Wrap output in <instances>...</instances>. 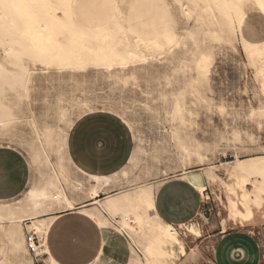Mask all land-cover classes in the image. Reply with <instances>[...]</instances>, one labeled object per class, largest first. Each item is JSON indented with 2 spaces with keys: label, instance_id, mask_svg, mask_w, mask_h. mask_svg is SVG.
Returning <instances> with one entry per match:
<instances>
[{
  "label": "rangeland",
  "instance_id": "1",
  "mask_svg": "<svg viewBox=\"0 0 264 264\" xmlns=\"http://www.w3.org/2000/svg\"><path fill=\"white\" fill-rule=\"evenodd\" d=\"M84 1L85 5L95 10L93 5L101 0ZM163 1L170 5L168 9L178 34L176 45L162 54H150L142 49V61L126 64L113 71L58 70L36 63L35 68L30 67L34 81L30 84L29 97L22 100V118L19 123L15 121L8 126L7 143H14V148L18 146L24 150L30 142L42 147V133L45 129L57 135L68 134V139L71 130L67 121H73V118L76 121L82 112L81 105L87 103L94 111L82 114L79 120L89 115L102 114L114 117L121 123L123 118L131 126L125 127L132 139L130 157L133 153L134 160L131 163L128 160L122 168L127 173L124 175L126 178L121 175L120 169L115 183L108 191L117 189L116 193H119L144 183L163 184L164 181L177 178L184 171L201 169L208 183L206 193L214 209L217 212L220 209L227 210V197H233L230 194L231 186L236 187V179L230 178L227 171L237 160L264 155V129L261 126L264 118L260 113L264 107L262 78L247 60L237 32L229 43L212 42L202 28L200 11H192L190 16L184 12L187 8L192 9L193 0ZM77 3L83 5L82 0ZM134 14L132 25L143 37H157L164 31L167 24L165 11L141 7ZM241 33L249 42L264 41V16L251 7L247 9ZM206 52L209 55L208 74L198 81L194 70L198 66L200 54ZM3 58L0 49V63H3ZM5 64L11 69L8 63ZM97 108L101 111L96 112ZM61 111L65 113L66 119L60 116ZM175 133L176 139L173 136ZM179 137H182V143L187 142L190 150H198L200 157L183 153ZM0 143H4V138L0 137ZM50 159L53 163L57 162L54 153ZM74 168L69 167L71 180L85 183L86 178L81 171ZM210 168L215 177L205 174ZM29 169L28 186L39 183L48 172V169L33 164ZM181 178L184 179V175ZM251 189L250 193L253 191ZM237 194L241 200L240 192ZM22 197L21 194L10 202H19ZM253 203L250 201V204ZM143 209L148 217L150 208ZM212 219L213 216L209 220ZM117 221L109 217L108 226L114 234L109 237L111 246L107 248L100 264H126L128 257L143 259L142 247L138 242L133 243L123 232V235L116 232L120 229ZM26 222L22 223L24 228ZM206 223L205 218L199 216L185 225L193 224L198 228L197 224L202 227ZM175 230L187 250L188 239L194 236L185 226L175 227ZM2 244H5L4 240L0 241ZM7 248V255L4 254L5 259L0 264H20L25 259L32 262L35 260L36 264L42 263L40 258H34L27 251L12 255L14 252H9ZM167 248L172 249L175 256L169 258L166 264L185 261V258L177 260V257L180 258L177 245H168Z\"/></svg>",
  "mask_w": 264,
  "mask_h": 264
},
{
  "label": "bare ground",
  "instance_id": "2",
  "mask_svg": "<svg viewBox=\"0 0 264 264\" xmlns=\"http://www.w3.org/2000/svg\"><path fill=\"white\" fill-rule=\"evenodd\" d=\"M76 1L0 0V18L7 19L0 21V49L4 56L3 63H0V125L5 123L2 118L6 113H11L15 121L19 123V119L22 118L20 116L23 114L22 100L29 97L30 84L34 81V73L30 67L35 68L36 63H38L28 55L22 59L18 55L24 49L17 43L21 39L20 36L8 37L7 25L11 20H15L16 28L20 32L28 33L27 36L23 37L27 47L46 49L43 54L37 52L35 55L38 59L45 61V63L38 64L50 69L113 71L115 68L123 67L126 64L142 61L144 59L143 51L150 54H162L168 52L178 43V34L175 31V25L168 8L156 9V11H165L167 15L165 29L157 37L153 35L143 37L132 25L133 19H135L134 12L141 7L133 8L131 5L151 4L156 0H109L113 4L128 2L130 7L127 9L111 8L109 16L106 13L101 14L99 16L103 22L101 25L94 24L97 19L89 24H84L75 13L73 5ZM193 1L192 9L187 8L184 12L190 16L192 11H200L202 28L212 42L217 44L229 43L235 33H238L247 60L262 78L261 91L264 96V41L249 42L240 31L241 21L247 15V9L250 8L247 6L248 0ZM238 2L244 3L245 7L236 9L224 6ZM33 3L41 6L28 7ZM197 4L200 6L196 7ZM255 11L259 12L258 10ZM261 14L264 15V13ZM49 38L52 40L51 44L48 43ZM188 39L190 40V38ZM233 41L235 40L233 39ZM231 44L233 45V43ZM208 56V52L202 53L197 60L198 66L194 72L198 76V81H201L208 74ZM5 63H8L11 69H8ZM74 106L76 107V105ZM81 111L77 120L82 117V114L93 113L94 109L87 103H83ZM59 114L66 119L64 112L61 111ZM56 115L58 116L57 113ZM76 121H67L69 131ZM121 121L125 126L131 128L125 119L121 118ZM175 135L176 133L173 136L175 137ZM67 137L68 134L57 135L51 130L45 129L42 133V147L33 142L26 144V151L29 158L33 159V165L48 169V172L39 183L33 184L29 191L30 195H26L21 201L13 204H0V241H5V244L0 245V263L5 259L3 256L6 246H8L9 252H14L12 255L21 251L23 254L25 251L29 254L26 247V233L23 231L24 226H22L23 222L27 221L25 228L28 230H26L34 232L42 244L41 234L46 236L53 221V218L47 217V215L56 211L74 209L77 204H82V207L85 208H82L81 212L94 219L98 225L103 223V227H100L103 243L98 255L99 261L104 257V249L108 245L110 235L114 234L108 226L109 217L118 219L117 225L120 229L116 231L117 233L122 235L124 233L128 239L131 238L133 243L136 241L142 247L143 259L128 257L126 264H166L169 258L175 256L173 250L167 248L168 245L178 246L180 258L177 257V260H181L185 253V247L177 237L175 228L163 222L156 213L147 217L143 212L144 207H152L153 198L162 183L138 184L131 190H123L98 200L96 197L99 193L108 191L115 183L119 173L111 176H99L81 172L86 178L85 183L72 181L69 167L74 168L75 166H73L68 155ZM182 140V137H179L180 148L183 153L188 156L200 157L198 150H194L193 147V151L190 150L186 140V143L184 141L182 143ZM196 143H198L197 140ZM53 153L57 157L56 163L50 159ZM134 157L132 153L129 159L130 163ZM74 169L80 172L77 168ZM120 173L123 176L127 174L124 169ZM227 173L230 178L236 179V187L233 185L230 190L233 197H227L228 219L247 218L250 216V201L259 205L258 201L264 198V155L237 160ZM205 174L211 178L215 177L212 168L207 169ZM256 178L259 180H254ZM248 187L252 188H250L253 190L251 193ZM198 191L201 192L202 190ZM238 191L241 200L238 198ZM240 205L245 209L244 214L239 208ZM183 226L194 237H200L201 231L193 224L179 227ZM47 253L48 249L46 248L43 253L37 250L35 257L40 258L48 255ZM51 259L49 256L46 263L48 264ZM20 264H33V262L30 259H25L20 261Z\"/></svg>",
  "mask_w": 264,
  "mask_h": 264
},
{
  "label": "crops",
  "instance_id": "3",
  "mask_svg": "<svg viewBox=\"0 0 264 264\" xmlns=\"http://www.w3.org/2000/svg\"><path fill=\"white\" fill-rule=\"evenodd\" d=\"M80 1L77 0L73 6L76 15L84 24H89L97 19L94 24L101 25L103 22L99 16L104 13L107 16L111 14V8L95 7L94 10V8L85 5L84 0H82L83 5H79L77 2ZM105 2L110 1L101 0L98 1V4ZM246 18L247 15L241 21L240 31ZM75 125L67 139V151L72 164L78 170L85 174L111 176L125 167L130 158L132 139L130 140V132L124 124L108 115L93 114L75 122ZM96 129L103 131L107 140V148L103 161H98L93 165L87 156L85 144L91 142V133ZM0 151L11 152L21 161L24 160L23 155L17 152L14 147L12 149L7 146L0 147ZM182 175H184V179L181 178ZM29 178V166L26 168L16 166L12 181L0 186V204H12L10 201L21 194L23 199L26 196L25 188L31 186L30 191L34 184L31 183L28 186ZM207 189L208 183L201 169L187 170L175 179L164 181L153 198L150 214L156 213L163 222L172 227L185 225L199 216H203L207 221L202 227L197 224L201 231L200 237L188 239L187 250L185 248L183 255L185 261L180 264H264V208L261 204H250L249 217L230 220L227 210L220 209V207V212H217L214 209L209 195L206 193ZM116 192H118L117 189H111L108 192L99 193L96 198L102 200ZM261 201H264V198ZM82 206V204H77L74 209L56 211L47 215V217H53L54 214L56 216V219L50 224V226L55 225L51 251L60 264H87L88 257L93 254L98 256L102 249L101 229L94 219L81 212V209L85 208ZM239 208L244 214V207L240 205ZM211 216L213 219L209 220ZM86 218L95 228L94 231L87 225H84L87 232L78 226ZM26 229L24 228V230ZM48 232L49 230L47 234ZM110 244L108 242L104 249V256L107 248L111 246ZM49 256H44L45 259L41 260V264H47L46 260ZM50 257L52 258V256Z\"/></svg>",
  "mask_w": 264,
  "mask_h": 264
},
{
  "label": "snow or ice",
  "instance_id": "4",
  "mask_svg": "<svg viewBox=\"0 0 264 264\" xmlns=\"http://www.w3.org/2000/svg\"><path fill=\"white\" fill-rule=\"evenodd\" d=\"M40 6L41 5L35 4V3L28 5V7H40ZM93 6L104 8V9H110V8L127 9L128 7H130V5H128L127 3L113 4L111 2H105L103 4H97ZM137 6L150 7V8H155V9H164V8L170 7V5H168L167 3H164L163 0H156V2L151 3V4H146V5H135V4L131 5V7L133 8ZM195 6L199 7L200 5L197 4ZM224 6L229 7V8L239 9V8L245 7V4L242 2H238V3H233V4H226ZM247 6L253 8L254 10H258L261 13H264V0H248ZM4 20H7V19L0 18V21H4ZM7 34H8V37H12L13 35H18L21 37V39L17 41V43H19L20 46L24 49L23 52L18 53L21 59L25 55H28L30 58L36 60V62L38 63H45L43 59H38L35 53L39 52L43 54L46 51V49L44 48L37 49L35 47H32V48L27 47L24 43L23 37L27 36L28 33L20 32V30L16 28L15 20H11L10 23L7 25ZM48 43L49 44L52 43L51 38H49ZM95 111L100 112L101 109L97 108ZM104 111H107V110H104ZM261 116L262 118H264V107H262L261 109ZM93 118L102 119L103 117H93ZM2 119L5 121V123L0 125V137L4 138V143H0V147L7 146L9 149H12L14 145L11 143H7V137H8L7 128L9 124L15 121V118L12 116L11 113H6ZM73 122H74V118H73ZM74 126L76 125L74 124ZM261 126H262V129H264V120H262ZM106 148H107V140L104 136L103 131L101 129L94 130L91 133V142L85 144V150L87 152V156L92 161L93 165H95L98 161L100 162L103 161ZM15 150L17 152H20L23 155L24 157L23 161H21L19 157L12 155L11 152L6 153L3 151H0V186L8 184L12 181L13 171L16 168V166H20L21 168H26L27 166H30L34 163L33 159L29 158L26 150L21 149L18 146H15ZM30 187L31 186H29V188ZM29 188H25L26 195L31 194L29 192ZM258 203H260L262 208H264V201H258ZM52 218L53 220L56 219L55 214L53 215ZM84 225H87L88 228H91L93 231L95 230V228L93 227L92 224L89 223L87 218L83 221L82 224L78 225L79 227L84 229V231L87 232V228H84ZM98 226L102 228L103 223H101ZM54 230H55V225H52V226H49V232L47 236H44L43 234H41V240L43 241V243L38 248V251L40 253H43L45 251V248L48 249V255L52 256V259L48 261V264H60V261L55 257V255L51 251V243L53 240ZM33 247L35 248V237H33ZM40 259L43 260L45 259V257L41 256ZM33 264H36L35 260H33ZM87 264H100L98 256H96L95 254H93L92 256H89Z\"/></svg>",
  "mask_w": 264,
  "mask_h": 264
},
{
  "label": "built area",
  "instance_id": "5",
  "mask_svg": "<svg viewBox=\"0 0 264 264\" xmlns=\"http://www.w3.org/2000/svg\"><path fill=\"white\" fill-rule=\"evenodd\" d=\"M26 247L28 252L34 256V258H39L35 257V254L38 250V248L41 246V243L37 237V235L34 232H28L26 230ZM33 237H35V248L33 247Z\"/></svg>",
  "mask_w": 264,
  "mask_h": 264
}]
</instances>
